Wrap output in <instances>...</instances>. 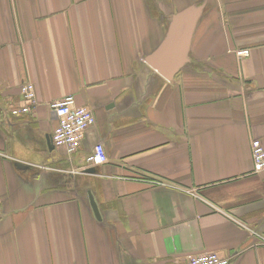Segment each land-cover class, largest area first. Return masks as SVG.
<instances>
[{
  "label": "crops",
  "instance_id": "0c3cea01",
  "mask_svg": "<svg viewBox=\"0 0 264 264\" xmlns=\"http://www.w3.org/2000/svg\"><path fill=\"white\" fill-rule=\"evenodd\" d=\"M192 8L189 59L168 80L146 58ZM26 81L39 103L13 114ZM68 95L96 118L71 153L49 106ZM255 139L264 0H0V264H264Z\"/></svg>",
  "mask_w": 264,
  "mask_h": 264
},
{
  "label": "built area",
  "instance_id": "2783aa9c",
  "mask_svg": "<svg viewBox=\"0 0 264 264\" xmlns=\"http://www.w3.org/2000/svg\"><path fill=\"white\" fill-rule=\"evenodd\" d=\"M238 56H248L250 51L237 50ZM21 92L23 104L13 107V114H29L38 105L35 85L32 81L22 83ZM59 120L53 132V143L56 147H65L70 153L75 151L85 132L95 124L96 118L91 109L77 104L75 96L68 95L49 103ZM253 167L255 173L264 171V143L260 139L252 142ZM86 162L90 165L102 164L107 161V153L102 143L94 146L93 152L87 156ZM230 258L221 257L217 253L209 252L202 255H191L181 259L180 264H229Z\"/></svg>",
  "mask_w": 264,
  "mask_h": 264
},
{
  "label": "water",
  "instance_id": "95a60500",
  "mask_svg": "<svg viewBox=\"0 0 264 264\" xmlns=\"http://www.w3.org/2000/svg\"><path fill=\"white\" fill-rule=\"evenodd\" d=\"M198 10L192 8L178 15L164 41L157 50L146 58L147 62L164 78L171 80L188 61L189 50L198 20ZM19 167H26L17 163ZM91 203L98 219L101 218L98 205L90 194Z\"/></svg>",
  "mask_w": 264,
  "mask_h": 264
}]
</instances>
